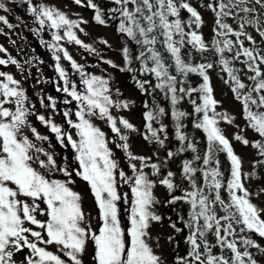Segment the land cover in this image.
I'll return each mask as SVG.
<instances>
[{
    "label": "snow or ice",
    "instance_id": "obj_1",
    "mask_svg": "<svg viewBox=\"0 0 264 264\" xmlns=\"http://www.w3.org/2000/svg\"><path fill=\"white\" fill-rule=\"evenodd\" d=\"M13 2L27 5V13L38 25L30 31L39 36L46 29L51 30L54 43H47L43 38L40 43L54 50L55 71L63 83H53H56L57 92L65 94L59 102L69 107L62 111V116L68 128L75 132L56 123L52 116L39 114L21 82L12 74L0 71V264H85V255L89 256V264H165L150 242L152 222L162 220L152 210L158 203L153 192L156 181L143 170L151 168L152 174L157 175L159 166L149 164L150 157L136 156L130 151L124 130L136 129L127 119L112 114L113 109H128L129 102L114 100L109 80L89 74L85 65L78 64L59 45L66 38L99 55L74 31L83 32L80 25L87 21L70 19L43 0ZM82 2L74 0L77 5ZM111 2L115 7L107 9V19L93 0H87V7L93 9V19L98 24L107 25L108 20L117 22V33L126 37L122 46L125 65H131L135 59L140 61L143 73L154 74L157 80L154 86L148 80L138 81L142 93L151 94L158 89L170 99L171 115L177 121L176 137L181 142L187 141L186 148L181 147L179 151L190 149L195 153L191 160L183 161L182 169L191 190L173 194L178 186L171 179L175 175L172 171L159 180L169 190L168 204L183 201L189 206L187 217H178L183 227H177L175 223L170 225L177 233L187 229L185 243L188 249L186 254L175 256L174 264H259L250 249L264 256V246L249 233L264 238V208L252 202V194L244 183L249 176H255V172H242L241 158L218 126L219 120L231 124L234 118L216 111L219 102L213 95L209 71L219 66L226 74L224 82L241 102L248 126L264 138V47L261 46L264 44V0H201L200 7L214 17L210 42L205 41L200 31L203 17L190 0ZM0 10L9 11L2 0ZM185 12L188 14L186 19L182 16ZM16 19L21 18L17 16ZM0 23L8 29L18 27L5 15H0ZM250 28L260 37L259 42ZM0 34H4L3 28H0ZM129 41L138 47L135 56L130 51ZM101 43L107 44V41ZM0 52L7 50L0 46ZM55 53H63V58L70 62L84 86L82 90L68 78V72L59 63L61 56ZM193 53L199 54L200 62L193 61ZM206 53L213 54L215 62L209 61ZM103 62L120 71H134L131 67H119L111 60ZM237 63L241 67H236ZM9 64L15 65L23 74V66L11 55L7 59L0 58V65ZM190 74L198 75L202 83L193 87L188 79ZM241 75L249 83H245ZM145 85H150L151 91ZM193 94H197L196 98H192ZM184 96L189 97L193 111L199 117L194 127L206 134L207 149L203 157L181 131L184 125L180 121L188 113L176 110L175 105ZM46 99L48 103L44 97L40 98L41 107L59 113L58 100L52 96ZM164 114L163 107L145 114L150 136L144 138L160 146L164 145L167 136L165 134L162 139L158 132L165 133L166 126L161 124L156 129L152 122L159 123V117ZM30 117H35L54 134L62 149L72 150L78 167L73 168L67 156L59 161L56 159L58 154L52 150L50 136L42 134ZM96 119L105 122L118 138L119 142L115 139L112 142L125 152L131 175L120 167L109 147V137L94 123ZM234 138L245 146L251 143L258 155L264 157V141L250 142L240 134ZM218 152L225 153L230 162L226 181L216 158ZM174 155L172 151L168 152L169 158ZM133 161H140V165ZM196 161H202L200 167L194 166ZM257 165H264V159L255 161L253 169ZM197 173L202 177L199 184ZM57 174H62L65 179L56 178ZM73 176L86 182L94 197L98 209L95 227L90 214L84 211L81 194L71 187L75 183ZM123 185L129 187L130 198L128 193L120 191ZM222 193H226L227 198ZM122 203L128 204L127 224L122 219ZM168 239L171 242L174 237Z\"/></svg>",
    "mask_w": 264,
    "mask_h": 264
},
{
    "label": "rangeland",
    "instance_id": "obj_2",
    "mask_svg": "<svg viewBox=\"0 0 264 264\" xmlns=\"http://www.w3.org/2000/svg\"><path fill=\"white\" fill-rule=\"evenodd\" d=\"M6 4V7L9 8L8 12L0 10V15H5L10 23L15 25V20L17 16L23 20H27L30 16L27 13V6L25 4H18L13 2V0H2ZM34 3L37 0H33ZM44 3L49 6H54L57 9L63 11L67 14L70 19L73 20H83L87 23H82L81 28L84 29L81 32L79 29H74L76 31L78 38L85 44L91 45L92 48L96 50L99 55H96L93 52H90L83 48L82 46L76 45L74 42H68L66 38L62 39L59 42V45L68 51V53L73 57V59L78 64L85 65V70L89 74L100 76L104 79L109 80V88L112 90V97L114 100H125L129 102L128 109H113L112 114L115 117H123L132 123L136 131L124 130L125 134L128 136L127 143L130 145V151L136 156L150 157L151 159L147 161L149 164L156 163L159 166V173L153 175V170L151 168H144V172L149 175V178L156 181V185L153 189L154 196L158 200L153 207V211L160 215L163 208V201L166 197V187L159 183L161 177H166L168 169H174L177 166L176 161L168 157L169 151H176L177 147H182L183 142L179 141L176 137V124L177 121L171 115L173 110V105L170 102V99L165 98L163 94L157 89L151 94L142 93L138 81H134L132 84L131 80L126 81L123 78V73L129 71H120L119 68H113L109 64L104 63V60H111L113 63L119 67H131L134 71H131L132 75H129V79L138 78L140 81L148 80L151 82V86H154L157 83V80L154 74L143 73L141 71L140 61L133 59L132 64L126 66L124 63L122 55V46L124 45L123 39H119L115 36L114 30L107 25L96 24L92 21L91 15L94 12L93 9L87 7V0H83L81 5L74 3V0H43ZM95 4L100 6V0H93ZM191 4L197 8L201 13L204 24L200 31L203 34V37L206 42H209V29H210V13L204 8L200 7L201 1L199 0H190ZM28 15V16H27ZM182 16L186 19L188 14L182 13ZM231 23V21H229ZM37 25V24H36ZM38 27V25H37ZM0 28H3L4 34H0V46H3L7 52H0V58L7 59L8 55H11L15 58L24 68L23 74L20 70L16 68L15 65H0V71L12 74L14 78L21 82V85L26 90V94L29 97L30 101L35 105V108L39 114H44L46 116H52L54 121L69 131L75 132L74 129H69L67 124L64 122L62 116V111L69 107L64 105L59 101H62L65 98V94L62 92H57L55 90L56 83L62 85V81L59 80L58 73L55 71L56 61L53 59L54 50L49 49L46 44H41L40 40L43 38L47 43H54L51 39V30L46 29L39 36L32 33H29L26 28L19 25L13 29H8L5 25L0 23ZM251 34L259 42L260 37L253 30L249 29ZM60 35L63 36V30L60 31ZM30 36L35 38V41L32 43L29 42ZM102 40H106L107 44L101 43ZM15 41V43H13ZM264 47V44L261 45ZM130 51H132L133 56L138 52V47L134 43L130 42L129 44ZM61 56L59 63L62 67L66 69L69 76L68 78L78 85V90L83 89V85L80 82V78L74 69L71 68L70 62L63 58V53H55ZM102 58V59H101ZM236 67H241L240 64H236ZM173 74H175L174 70ZM137 75V76H136ZM211 86L213 88L214 98L219 102L216 106V111L219 113H227L230 117H233V122L231 124L225 122L224 120H219V127L222 129L224 135L229 139L231 145L233 146L235 154H237L242 160V172L243 173H252L253 163L255 162V153L252 150L250 144L245 146L242 142L237 141L234 137L236 134H240L247 138L249 141L251 135L248 130H241L244 124L243 118V109L240 101L235 99L234 94L229 89L228 84L224 81L227 79L226 74L223 73L219 66L214 67L209 71ZM223 77V78H222ZM242 80L245 83H249L243 75H241ZM146 88H149L151 91L150 85H145ZM187 87V85H185ZM119 90V93L116 90ZM52 96L58 100L57 108L60 110L59 113L54 114L51 108H42L40 105V98H45V103H48L46 97ZM180 100L175 109L178 111H183L189 115V106L187 102ZM147 104V107H145ZM72 107H75V102H73ZM158 107H163L165 109V114L159 117V123L165 125V133H159L158 135L161 138H164L166 134L167 139L163 146L155 143L153 140L150 142L143 139L140 128L143 124V119L145 114L149 110H157ZM211 115V112L209 113ZM188 115H186L180 121L184 127L181 128V131L187 135L188 131ZM34 126L45 135H49L51 142L54 146L52 149L58 155L56 159L59 161L62 157L67 156L71 162L73 168L78 167L77 162L73 159V152L70 148L62 149L60 145L56 142L54 134L40 124L35 117H30ZM73 119H75L73 117ZM155 124H158L156 121H153ZM94 123L99 126L109 137V147L112 149L115 158L118 160L120 167L128 174L131 175V169L128 167V162L126 160L125 152L115 147V144L112 142L113 139L116 142H119L118 138L115 137V134L111 132L110 127L101 120H94ZM118 126L122 127L118 124ZM216 158L220 161V170L224 174L226 163L224 161L225 157L219 152L216 155ZM138 166L140 161H133ZM56 178L65 179L62 174H57ZM75 183L71 185L73 190L77 191L82 196L83 208L84 211L90 214L92 218L93 226L96 225V218L98 217V209L96 207L94 197L91 194L90 188L86 182L81 180L79 177L73 176ZM245 187L252 194L251 199L254 204L258 207L264 208V192H260L261 189H264V176L260 173L255 172V176H249L245 181ZM122 193H128L129 198L131 197L130 189L127 185H123L120 188ZM259 193V195H257ZM127 209L128 204H121V214L122 219L125 224H127ZM150 233L152 236L151 243L154 249L159 255L162 256L165 264H170L172 260V252L169 237L171 235V229L166 225L164 221L152 222ZM253 239H255L261 246H264V238H260L254 233H249ZM50 250L56 252V249L50 247ZM253 252L255 258L259 261V264H264V256L258 253L255 249H250ZM89 252H91V245H89ZM19 259V257H17ZM85 264H89V256L85 255L84 257Z\"/></svg>",
    "mask_w": 264,
    "mask_h": 264
},
{
    "label": "trees",
    "instance_id": "obj_3",
    "mask_svg": "<svg viewBox=\"0 0 264 264\" xmlns=\"http://www.w3.org/2000/svg\"><path fill=\"white\" fill-rule=\"evenodd\" d=\"M199 1H201V0H199ZM18 4L19 3H17V5ZM25 6H27V5L25 4ZM99 7L104 11V13H105V17L104 18L107 19V15H108L107 14V9H109L111 7H115V5L111 2V0H100V6ZM209 13H210V29H209V36H210L209 39L210 40H209V42H210L211 39H212V36H213L212 29H213V26H214V17H213L211 12H209ZM93 16H94V12L91 15V19H92V21L94 23L98 24L97 22L94 21ZM116 23L117 22H115V21L108 20L107 26H109L111 29H113L115 36L118 37L119 39H123L124 44H125L126 37H123L122 35L117 33V31H116ZM15 25H18V26L21 25L23 28L25 27L26 28L25 30H27L29 33H32V31H30L31 28L37 27V25L33 22V18L31 16H30L29 19L23 20L22 22H20L18 20H15ZM33 41H35V38H32L30 36L29 42L32 43ZM129 44H130V41L128 42V46H129ZM131 53H132V51H131ZM192 55H193V61L194 62H200L199 54L193 53ZM205 56L207 57V59L209 61L215 62L216 58H215V56L213 54L206 53ZM129 75H132L131 72L130 73L125 72V73H123V78L126 81H130L131 80L132 84L134 83V81H136V82L138 80L140 81V79L138 78L137 75H136L137 78H131V79H129ZM188 79H189V81H190V83H191V85L193 87H197L200 83H202V78H200L196 74H190ZM229 89H230V87H229ZM196 95L197 94H193L192 98H196ZM183 99H184L183 101L187 102V104L189 106V110H190L189 115H188L189 123H188V131H187V135L186 136L188 137V140L192 141L195 144V147L197 148L198 154L201 157H203V155H204V153H205V151L207 149L206 134L203 132L202 129H197V128L194 127V122L197 119H199V117L197 116V114L194 113V111H193L194 106L191 104L189 97L184 96ZM197 102L200 103L199 100H197ZM200 115L202 116V114H200ZM243 118H244V115H243ZM147 123H148V121H146L145 117H144L143 124L141 125V128H140V131H141L143 139H145L144 138L145 135L150 136V132L146 128V124ZM152 124H153L154 128L159 129V127H160V125L162 123L155 124L154 122H152ZM243 124L244 125L242 127H240V128H241L242 132L246 131L245 128L248 130V132L251 135L250 142L256 141V140L264 141V138L260 137L258 133H256L252 128H250L248 126V123L245 120V118H244V123ZM146 141L150 142L151 139L146 140ZM186 144H187V141L183 142L182 147L186 148ZM250 146H251L252 150L255 153V161L264 159V157H261V156L258 155V150L256 148L252 147L251 143H250ZM180 148L181 147L178 146L176 151H172L173 153H175V155L170 158V159L176 161L177 166L174 167V169H173V167H172V169H168V171H172L175 174L171 178L173 180L174 184H176L178 186L176 191L173 193L175 195L182 194V192L184 190H191L189 181L184 177L182 169H183V161L191 160L193 158V156L195 155V153H193L190 149L181 152V151H179ZM219 153L222 154L225 157L224 161L226 163L225 164L226 168H225V172L223 174V178L226 181L229 178L230 162L228 161L227 156H226L225 153H223V152H219ZM201 164H202V161H196L194 166L195 167H200ZM254 172H256L257 174L260 173L261 175L264 176V165H257L256 168L254 169ZM196 181H197L198 184L202 182V177H201L200 173H197ZM166 190H167V193H166V197H165V199L163 201V208H162V211L160 213V216L162 217V221H164L166 223V225L168 227H170V229H171V235L170 236L174 237L173 241L170 242L171 252H172V257H171L172 260L170 261V264H174L175 256L176 255H184V254H186V251L188 249V245L185 243V237L187 235V229L177 233V232H175V230L170 225L172 223H175L177 225V227H181L182 228L183 225L180 222L178 217L181 216V215L187 217V212H188L189 206L186 203H184L183 201H178L176 204H168L167 200L170 197H169V190L167 188H166ZM222 195H224L225 198H227V194L226 193H222ZM210 239H211V237H210Z\"/></svg>",
    "mask_w": 264,
    "mask_h": 264
}]
</instances>
